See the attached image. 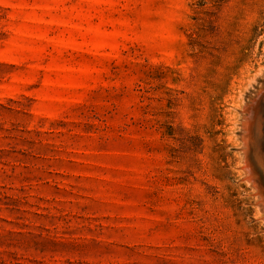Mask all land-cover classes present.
<instances>
[{
    "label": "rangeland",
    "instance_id": "374dc122",
    "mask_svg": "<svg viewBox=\"0 0 264 264\" xmlns=\"http://www.w3.org/2000/svg\"><path fill=\"white\" fill-rule=\"evenodd\" d=\"M261 85L264 0H0V264H264Z\"/></svg>",
    "mask_w": 264,
    "mask_h": 264
},
{
    "label": "bare ground",
    "instance_id": "6f19581e",
    "mask_svg": "<svg viewBox=\"0 0 264 264\" xmlns=\"http://www.w3.org/2000/svg\"><path fill=\"white\" fill-rule=\"evenodd\" d=\"M261 86H263V85H261ZM258 90H260V88ZM256 91L257 90H255L254 93H256ZM244 115H245L244 130L246 131L245 133H247V135H245V133H244V135L247 136L245 140H247V142H248V140L250 139V138L248 139V136L250 134L248 129H250L251 127L254 126L253 132H251L252 139L249 142L250 143L252 142L251 143L252 146H254L253 144H255L256 142L258 143V145H260V139H263L262 144H264V138H263L264 128L263 127L261 128L262 125L264 126V89H262L260 92L258 91L257 97H255V98L252 97L249 99V102L245 106ZM247 144H249V143H247ZM246 150H247V148H246ZM257 150H258V148H257ZM247 152H249V151H247ZM254 157L257 159L256 161L254 160ZM247 159L248 160H244V163H243L244 164L243 169L245 170L244 171L245 179L248 182H250L252 179H255L256 177H258L257 175H259L260 176L259 182L256 181L257 179L255 181L258 182V184H257L258 186L264 187V152L263 151L257 152L254 147H251V155L248 156ZM252 183H253V181H252ZM250 184H251V182H250ZM263 191H264V188L259 191L260 194H262ZM261 202L264 204V198L261 199Z\"/></svg>",
    "mask_w": 264,
    "mask_h": 264
}]
</instances>
